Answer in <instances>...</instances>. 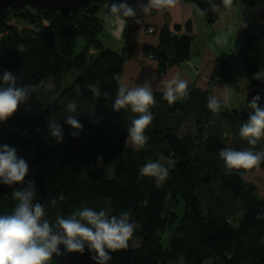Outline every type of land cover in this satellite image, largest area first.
<instances>
[{
  "label": "trees",
  "instance_id": "16d2710c",
  "mask_svg": "<svg viewBox=\"0 0 264 264\" xmlns=\"http://www.w3.org/2000/svg\"><path fill=\"white\" fill-rule=\"evenodd\" d=\"M183 1L208 10L212 4H223L222 0ZM241 1L264 6V0ZM102 4L89 2L79 13L65 14L21 5L0 11V73L9 70L33 89L30 98L0 122V144L14 146L21 157L27 147L31 149L35 167L29 179L35 181L37 199L47 202L57 193L64 194L65 199L50 210L52 219L57 212L67 215L77 207L98 210L106 206L105 197L110 198L114 214L130 213L138 227L127 248L112 251V264H177L179 259L184 264H203L207 258L212 264H264V217L257 215L264 213V183L259 195L246 180L247 170H239L243 175L236 170L227 175L218 156L224 147L262 148L264 137L249 145L239 135L245 121L237 110L224 105L214 114L206 107L208 92L192 88L172 104L154 92L146 145L136 150L125 144L126 124L138 114L111 108L127 52L102 44L98 15ZM17 19L28 26H17ZM80 38L83 42L76 51ZM158 38L157 46L145 44L143 51L157 60L159 72L189 58L192 37L176 36L164 26ZM237 54L247 78L263 74L264 29L249 33ZM73 70L77 75L62 88L63 78ZM212 77L226 84L236 81L226 62ZM45 81H50L51 89L38 96L35 87ZM69 101L77 103L76 112L67 111ZM69 114L83 125L76 137L64 123ZM189 116L194 119L193 134L180 131ZM52 120L62 126L60 143L49 135ZM160 157L173 163L168 178L158 185L138 170L145 161ZM259 167L264 171V162ZM8 187L0 185V213L10 212L15 203ZM178 197L184 201L181 217L174 211ZM239 209L242 213L233 225L229 217ZM166 231L172 235L163 247L161 234ZM133 239L137 245H131Z\"/></svg>",
  "mask_w": 264,
  "mask_h": 264
},
{
  "label": "clouds",
  "instance_id": "9594fccd",
  "mask_svg": "<svg viewBox=\"0 0 264 264\" xmlns=\"http://www.w3.org/2000/svg\"><path fill=\"white\" fill-rule=\"evenodd\" d=\"M167 3H171V0H147L140 8L149 12ZM222 3L228 8L232 0H222ZM207 11V8H195V14L201 18L206 16ZM134 17H137V9L128 0H110L103 23L119 35L127 26L128 18ZM224 40L223 35L216 37L217 44ZM19 81L20 78L9 70L0 73V122L10 117L18 104L25 103L33 93L30 84ZM187 86L188 81L180 73L173 74L169 79H160L155 88L147 80L131 87L118 83L112 110L120 112L125 109L138 114L126 124L125 144L130 143L136 150L146 145L149 138L145 129L153 120L150 106L155 103L154 92H160L162 98L172 104L179 97L187 96ZM93 95L99 97L100 92L94 90ZM260 101L259 93L248 101L251 111L239 129L241 138L246 139L251 146L257 145L264 137V103ZM225 103L220 97L212 95L207 98L206 107L215 114L222 110ZM65 107L69 113H74L78 105L75 101H69ZM64 123L72 127L73 137L78 136L83 128L77 116L71 114L64 118ZM48 132L58 143L63 141V129L59 122H48ZM218 156L223 161L225 174L230 175L236 170L237 174L243 175L239 170L258 168L264 162V147H224L219 150ZM172 163L171 160L167 164L159 160H147L139 166L138 172L141 177H153L157 183H162L168 178V165ZM28 171V162L17 154L14 146L0 144V185L12 187L11 196L15 201L10 212L0 213V264H50L54 255L84 253L85 250L95 264H107L112 258V251L128 247V241L138 224L127 210L114 214L110 198L105 197L106 206L98 210L77 207L67 215L57 212L52 219L50 210L56 208L65 196L57 193L47 202L37 199L35 181H25ZM257 215L258 218L264 217V213Z\"/></svg>",
  "mask_w": 264,
  "mask_h": 264
},
{
  "label": "crops",
  "instance_id": "0c3cea01",
  "mask_svg": "<svg viewBox=\"0 0 264 264\" xmlns=\"http://www.w3.org/2000/svg\"><path fill=\"white\" fill-rule=\"evenodd\" d=\"M109 2L110 0H104L98 11L103 26L100 40L104 47L112 51L127 52L119 76L120 83L131 87L147 80L155 88L156 82L160 79H169L173 74L180 73L182 78L188 81L187 91L192 88L207 91L209 96L216 95L224 100L226 102L224 105L230 110L248 106L245 92V82L248 78L237 50L249 33L264 29L263 5H247L241 0H232V5L228 8L223 4H212L206 16L201 18L195 14V8L198 6L192 2L171 0V3L160 8L144 12L140 5L147 0H128V3L137 9V17L128 18L127 26L117 35L103 23ZM151 26L155 31L149 33L147 28ZM164 26L176 36L192 37V42L187 60L167 66L159 72L157 60L147 56L143 46L145 44L157 46L159 31ZM218 35L225 37L221 44L216 43ZM238 60L243 69L239 79L233 71V64L238 63ZM224 62L232 66V76L236 80L232 84L212 79L215 70ZM182 99L183 97H179L177 100Z\"/></svg>",
  "mask_w": 264,
  "mask_h": 264
},
{
  "label": "water",
  "instance_id": "95a60500",
  "mask_svg": "<svg viewBox=\"0 0 264 264\" xmlns=\"http://www.w3.org/2000/svg\"><path fill=\"white\" fill-rule=\"evenodd\" d=\"M89 2H101L104 0H0V11L10 7L21 5L27 6L34 10L55 11L61 14L74 12L79 13L83 6ZM245 92L248 101L257 93L261 96L260 103H264V75H256L250 77L245 82ZM251 111L249 105L246 108L237 110L238 116L245 121ZM53 264H95L90 259V254L85 250L84 253L69 252L61 256H55L52 260ZM107 264H112L109 261Z\"/></svg>",
  "mask_w": 264,
  "mask_h": 264
},
{
  "label": "rangeland",
  "instance_id": "374dc122",
  "mask_svg": "<svg viewBox=\"0 0 264 264\" xmlns=\"http://www.w3.org/2000/svg\"><path fill=\"white\" fill-rule=\"evenodd\" d=\"M14 23L17 26H19V27L28 26L21 19L14 20ZM82 42H83L82 38L78 39L77 46H76V51L79 50V46H80V44ZM238 61H239L238 63L233 64V71H234V74L237 75L238 79H239V77H241V75L243 74V69H242L241 65L239 64L240 60H238ZM89 62H90V60H89ZM77 73L78 72L76 70H73V71L69 72L62 80V88L68 86L73 81V79L77 75ZM261 75H264V73L261 74ZM238 83H240V82H238ZM35 89L37 91L38 96H40L41 94H44V91L51 89V83H50V81H45L44 83L36 86ZM58 93L59 92H57L54 95V97ZM180 131L182 133H188V134H193L194 133V119H193L192 116H189V117H187L184 120V122L182 123V126L180 128ZM128 145L131 146L130 143ZM23 158H25L26 161L29 164V171H28V173L25 176V181H27V180H29V176L32 174V171L34 170V167H35L34 161L32 159V151H31V149H29V147L26 148V150L24 152V155H23ZM159 161L162 162V163H166L167 164L169 159L166 158V157H160ZM168 166H170V165H168ZM246 180L248 182L253 183L255 185L256 191L258 192L259 195L263 194L264 171H263V169L261 167H258V168L254 167L252 169H248L247 172H246ZM17 183H20V182H17ZM157 184L161 185V183H157ZM8 191H9V194H11L12 193V187H8ZM178 200H179V204H178V206L176 207V209L174 211L179 215V217H181L182 214H183V210H184V201H183V199L181 197H178ZM241 213H242V209H239V210H237L235 212V214H233V215H231L229 217V220H230L231 224H233V225L237 224V221L240 218ZM171 235H172L171 231H166V232L161 234V244H162L163 247H167L168 246V239H169V237ZM137 244H138V241L136 239H133L131 245L134 246V245H137ZM177 264H184L183 260L179 259ZM203 264H212L211 258L205 259Z\"/></svg>",
  "mask_w": 264,
  "mask_h": 264
},
{
  "label": "built area",
  "instance_id": "2783aa9c",
  "mask_svg": "<svg viewBox=\"0 0 264 264\" xmlns=\"http://www.w3.org/2000/svg\"><path fill=\"white\" fill-rule=\"evenodd\" d=\"M154 30H155V28L152 26L147 28V32H149V33H152ZM149 57H151V56H149Z\"/></svg>",
  "mask_w": 264,
  "mask_h": 264
}]
</instances>
